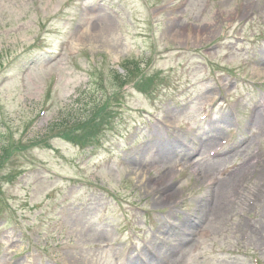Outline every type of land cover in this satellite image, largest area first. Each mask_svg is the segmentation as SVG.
I'll return each instance as SVG.
<instances>
[{"label": "rangeland", "instance_id": "obj_1", "mask_svg": "<svg viewBox=\"0 0 264 264\" xmlns=\"http://www.w3.org/2000/svg\"><path fill=\"white\" fill-rule=\"evenodd\" d=\"M0 264H264V0H0Z\"/></svg>", "mask_w": 264, "mask_h": 264}, {"label": "trees", "instance_id": "obj_2", "mask_svg": "<svg viewBox=\"0 0 264 264\" xmlns=\"http://www.w3.org/2000/svg\"><path fill=\"white\" fill-rule=\"evenodd\" d=\"M128 69V68H127ZM139 70V68H136ZM129 70H127V75L120 77L119 73L115 72L114 78L118 79L120 82L119 87H123L126 83V78H128ZM153 79L149 78L147 81H143L140 77L134 86H140V91L146 92L147 89L152 85ZM113 97H118V93H113ZM109 98L104 99L101 104H94L86 113V116L77 117V111L80 110L78 106L72 108L74 114L71 116H64L60 122H55L51 124L50 129H46V134H53L56 132V136H62L63 138L81 146L93 145L103 130L104 127H108L112 120L116 118V114L107 111L106 107L108 105ZM61 128V129H55ZM97 138V139H96ZM35 140V139H34ZM41 140H38L40 142ZM37 143V141H36ZM10 148L4 149L3 157H6L9 153Z\"/></svg>", "mask_w": 264, "mask_h": 264}, {"label": "bare ground", "instance_id": "obj_3", "mask_svg": "<svg viewBox=\"0 0 264 264\" xmlns=\"http://www.w3.org/2000/svg\"><path fill=\"white\" fill-rule=\"evenodd\" d=\"M175 142H176V139L175 138H170V139L166 140L162 145H163L164 149H169V146L170 147H176V148H178L179 146L178 145H175ZM181 152L183 154H185L186 153V150L181 149ZM221 189H222V187L220 186V189H218L217 192L220 191Z\"/></svg>", "mask_w": 264, "mask_h": 264}]
</instances>
